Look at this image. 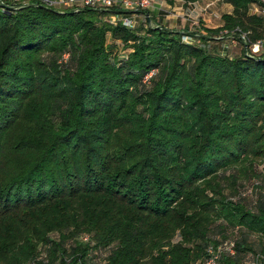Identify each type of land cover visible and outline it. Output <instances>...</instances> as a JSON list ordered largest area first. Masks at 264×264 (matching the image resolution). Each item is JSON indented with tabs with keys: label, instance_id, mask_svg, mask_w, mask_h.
<instances>
[{
	"label": "trees",
	"instance_id": "1",
	"mask_svg": "<svg viewBox=\"0 0 264 264\" xmlns=\"http://www.w3.org/2000/svg\"><path fill=\"white\" fill-rule=\"evenodd\" d=\"M223 1L222 24L185 39L148 9L123 25L111 8L0 4V259L21 235L35 264H200L224 239L221 264H264V191L221 185L264 153V50L246 45L264 14ZM219 28L239 55L202 45Z\"/></svg>",
	"mask_w": 264,
	"mask_h": 264
},
{
	"label": "rangeland",
	"instance_id": "2",
	"mask_svg": "<svg viewBox=\"0 0 264 264\" xmlns=\"http://www.w3.org/2000/svg\"><path fill=\"white\" fill-rule=\"evenodd\" d=\"M147 9L149 10L148 16H150L149 23L159 22L170 28L175 27L183 31L182 33L184 34H189L190 32L204 33V27L218 28L222 24L220 14L230 11L231 5L223 0H187L186 2L183 0H151ZM185 11L186 13L191 12L190 17L185 15ZM132 13L136 14L133 16L136 21L142 20L144 15H146V13L142 11ZM113 15L114 14H107V17ZM192 22L195 26H191ZM223 29L224 28H219L211 33L213 38H209L208 41L202 45H206L207 48L215 51H225L230 57L239 55L240 43L235 39L229 38L228 36L226 37L223 34ZM151 72H149L148 75ZM34 101L36 106L39 105L41 108L44 106L43 100L38 98V95L34 97ZM28 119L29 118L26 117L25 114L19 118L21 123L15 125L12 128L13 131H11L9 135L21 133L23 131L21 125L24 124L25 120L29 123ZM118 136H120V133ZM231 173H233V175ZM224 174L221 185L228 198L236 199L237 194L240 193L247 194L249 198H254L258 191H264V153L244 154L238 161L231 165V167L224 169ZM200 188H202L201 185ZM211 194H213V192H211ZM201 216L212 217L215 216V213L209 210L201 213ZM225 227L227 233H229L230 230L233 231L235 228V226H231L228 223ZM214 235L220 237L219 234L215 233ZM32 237L34 243L39 242L38 238L34 235ZM22 239L21 235L16 236L17 245L14 251L4 258H1L0 264H35V262H37V258L40 255L37 252L25 255V248H21ZM8 261L11 262L8 263Z\"/></svg>",
	"mask_w": 264,
	"mask_h": 264
},
{
	"label": "built area",
	"instance_id": "3",
	"mask_svg": "<svg viewBox=\"0 0 264 264\" xmlns=\"http://www.w3.org/2000/svg\"><path fill=\"white\" fill-rule=\"evenodd\" d=\"M26 0H0V4L6 2L12 3H23ZM41 3L48 5V6H55V7H77L81 5H88L98 8H111L115 9L118 8V11H113L111 14L113 16H109L110 20H117L123 25H132L135 20L124 13V11L130 12H137V11H144L150 5L151 0H38ZM121 11V12H120ZM249 13H261L264 14V0H258V3H254L248 7ZM226 32V29H223ZM187 32V31H185ZM238 37L243 41L246 42L245 32H238ZM181 37L183 39L190 38L188 33L184 34L181 33ZM234 39V38H232ZM248 48L255 52L258 49L264 50V39H256L252 42H249ZM207 255L202 258L200 264H221L218 261L219 254L221 252H233V241L231 239H224L216 244H208L206 246ZM249 264H254L253 261L249 262Z\"/></svg>",
	"mask_w": 264,
	"mask_h": 264
},
{
	"label": "crops",
	"instance_id": "4",
	"mask_svg": "<svg viewBox=\"0 0 264 264\" xmlns=\"http://www.w3.org/2000/svg\"><path fill=\"white\" fill-rule=\"evenodd\" d=\"M119 9L118 8H115V9H111V11L110 12H113V11H118ZM153 11V10H152ZM121 12V11H120ZM124 13L125 14H127L128 16H131L132 18H133V16H135L136 14H134V13H132V12H130V11H124ZM143 13H146L147 14V12L144 10L143 11ZM185 13V15H187V16H189L190 17V14H191V12L189 13V12H187L186 13V11L184 12ZM109 14H111V13H109L108 12V15ZM134 19V18H133ZM157 19H158V17H157ZM150 20V19H149ZM136 21V20H135ZM194 22V21H193ZM193 22L191 23V26H195L194 24H193ZM173 29H177V28H173Z\"/></svg>",
	"mask_w": 264,
	"mask_h": 264
}]
</instances>
